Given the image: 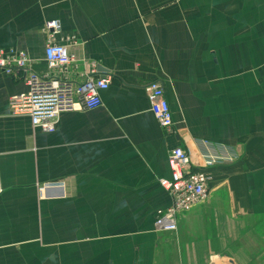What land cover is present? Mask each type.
<instances>
[{
	"label": "crops",
	"instance_id": "0c3cea01",
	"mask_svg": "<svg viewBox=\"0 0 264 264\" xmlns=\"http://www.w3.org/2000/svg\"><path fill=\"white\" fill-rule=\"evenodd\" d=\"M58 20L80 46L56 75L81 84L96 66L112 84L101 108L46 134L11 114L24 74L0 70V264H264V0H0V51L50 74L45 26ZM156 81L172 133L151 112ZM199 140L240 158L208 171L210 200L178 232L158 233L171 151L196 157Z\"/></svg>",
	"mask_w": 264,
	"mask_h": 264
},
{
	"label": "built area",
	"instance_id": "2783aa9c",
	"mask_svg": "<svg viewBox=\"0 0 264 264\" xmlns=\"http://www.w3.org/2000/svg\"><path fill=\"white\" fill-rule=\"evenodd\" d=\"M48 39L45 47V59L50 74L39 75L30 69L28 55L23 51H0V70L10 76L24 74L28 92L11 100V114L14 117H28L34 129L46 134L56 132L59 118L63 114L82 110H97L102 107L101 94L109 90L112 84L110 76H97L94 66L83 83L74 84L62 79L55 72H66L76 58L73 50L79 48L75 37L61 38L62 27L58 21L46 23ZM151 112L158 124L167 132L174 128L169 103L165 98V89L161 82H152L147 86ZM196 157L189 155L183 148L171 151L169 165L171 179H161L162 188L170 195L172 206L157 213L155 231L158 233L178 232L179 217L196 207L207 203L211 197L210 184L213 180L209 170L233 164L239 160L234 148L199 140ZM0 174V196L4 193ZM39 199L46 196V188L38 190Z\"/></svg>",
	"mask_w": 264,
	"mask_h": 264
},
{
	"label": "rangeland",
	"instance_id": "374dc122",
	"mask_svg": "<svg viewBox=\"0 0 264 264\" xmlns=\"http://www.w3.org/2000/svg\"><path fill=\"white\" fill-rule=\"evenodd\" d=\"M231 256H229L230 258H232V252H229ZM214 257V256H213ZM225 258H228V257H225ZM217 258L213 259L214 261L216 260ZM220 260L222 259V257L220 256L219 258ZM231 260V259H230ZM223 261V260H222ZM227 261H229V258L227 259ZM225 262V261H224ZM214 263V262H213Z\"/></svg>",
	"mask_w": 264,
	"mask_h": 264
},
{
	"label": "bare ground",
	"instance_id": "6f19581e",
	"mask_svg": "<svg viewBox=\"0 0 264 264\" xmlns=\"http://www.w3.org/2000/svg\"><path fill=\"white\" fill-rule=\"evenodd\" d=\"M215 261L219 263V259H216ZM218 263H217V264H218Z\"/></svg>",
	"mask_w": 264,
	"mask_h": 264
}]
</instances>
